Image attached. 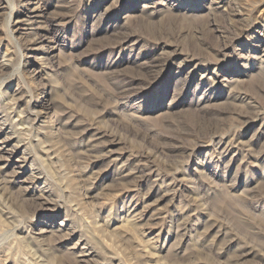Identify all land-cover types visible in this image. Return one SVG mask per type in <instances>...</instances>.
<instances>
[{
  "label": "rangeland",
  "instance_id": "rangeland-1",
  "mask_svg": "<svg viewBox=\"0 0 264 264\" xmlns=\"http://www.w3.org/2000/svg\"><path fill=\"white\" fill-rule=\"evenodd\" d=\"M32 258L264 264V0H0V264Z\"/></svg>",
  "mask_w": 264,
  "mask_h": 264
},
{
  "label": "bare ground",
  "instance_id": "bare-ground-1",
  "mask_svg": "<svg viewBox=\"0 0 264 264\" xmlns=\"http://www.w3.org/2000/svg\"><path fill=\"white\" fill-rule=\"evenodd\" d=\"M35 113H36V112H35ZM38 114H39V113H38ZM38 114H37V116H38ZM36 118H37V117H36ZM48 151H49V149H48ZM1 201H2V202H5V200L2 199V198H1ZM8 207H9V206H8ZM1 221H2V220H1ZM2 222H3V221H2ZM20 240H21V239H20ZM34 256H36V252H33V253H32V257H34ZM39 256H41V255H39ZM39 256H38V257H39ZM31 261L34 262V264H43V263H40V261H36L35 258H34V259L32 258Z\"/></svg>",
  "mask_w": 264,
  "mask_h": 264
}]
</instances>
